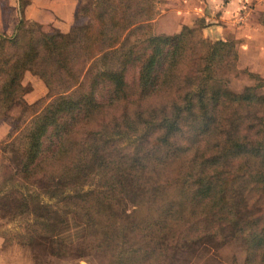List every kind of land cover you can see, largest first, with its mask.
<instances>
[{"label":"trees","instance_id":"1","mask_svg":"<svg viewBox=\"0 0 264 264\" xmlns=\"http://www.w3.org/2000/svg\"><path fill=\"white\" fill-rule=\"evenodd\" d=\"M157 1L87 0L74 16L88 21L60 32L26 23L29 0H15L0 34V123L20 108L0 139V219L19 223L2 245L163 264L177 245L239 238L243 263L264 264V81L247 72L252 85L227 89L233 41L202 37L201 20L153 33ZM24 71L45 89L28 104Z\"/></svg>","mask_w":264,"mask_h":264},{"label":"rangeland","instance_id":"2","mask_svg":"<svg viewBox=\"0 0 264 264\" xmlns=\"http://www.w3.org/2000/svg\"><path fill=\"white\" fill-rule=\"evenodd\" d=\"M2 1H5L7 4V9L3 10L2 17L0 16V33L9 35V32H12L13 22L18 20V14L16 10L14 11V17L11 16V6L9 4H14L15 0H0V7ZM167 6L174 11V9L179 10V7L176 2L180 0H169ZM256 0H246L241 5L238 4L236 7H228L225 4H222V10L224 13L221 14V10L218 9L213 10V12L209 11L210 22H208V26L217 25L220 26L219 33L211 32L209 37L202 36L208 38L210 40L227 38L231 39L238 47V43L241 42L239 39H235L236 36H241V33L238 31L242 28V25L247 23H253L254 19L249 14L248 9L253 8V3ZM16 4V3H15ZM29 4V3H28ZM27 4V5H28ZM247 4V6H246ZM26 5V6H27ZM87 5V0H77L74 10H77L79 7H83ZM25 6V7H26ZM24 7V9H25ZM68 3L61 2L60 9L54 12H50L48 14H43V16H37L38 22L33 20H29L26 18L24 13V9L22 11V17L24 21L38 23L42 30L50 31V30H58L60 32L66 31V27L68 25L84 23L88 21L86 17H75L74 10H71V15H66ZM155 14L151 20V30L155 34H163L160 33L162 21L163 19L170 18L171 28H166L165 34L170 35L180 28L183 25V14L176 11L172 14L167 13V8L162 6L161 0H158L155 5ZM162 9L166 11H162ZM180 11L183 12V1L181 2ZM1 13V12H0ZM45 13V12H44ZM244 13L247 15V19L244 17ZM248 13V14H247ZM254 13V12H252ZM221 15L223 18H221ZM216 16V18H214ZM220 17L221 19H217ZM214 18V19H213ZM213 20V21H212ZM197 22L194 19L193 24L195 25ZM223 23V24H222ZM243 23V24H242ZM9 27V28H8ZM212 29V28H211ZM164 31V30H163ZM6 32V33H5ZM240 34V35H239ZM214 37V38H213ZM260 62L263 59H259ZM264 71V70H263ZM247 72L253 73L249 71L246 66H238L234 64V70L232 72L227 73L226 75V88L233 91L238 92L242 89V87L246 85H252L255 82V79L251 78ZM260 77L257 73H253ZM21 85L26 87L28 90L23 94V101L28 104L35 101L37 98L42 97L45 94V89L41 83V81L35 76L31 75L28 71H24L23 76L20 80ZM257 93L264 94V86L256 89ZM19 106L14 105L8 111V117L1 122L0 124V139L10 131L13 126V121L15 116L19 111ZM120 207L124 210H129L131 208V203L128 199H124L120 201ZM19 221H8L7 219H0V233L4 231L14 230L18 228ZM82 233V228L77 219L70 218L67 221L64 230L61 231V235L66 238L67 241L72 242L75 241ZM1 238V236H0ZM35 241L31 245H18V244H9L2 245L0 243V264H107L108 258L105 254L97 252L92 249H86L79 255H75L72 252L68 253L65 256H55L51 255L48 251V247L45 242ZM244 244L239 238H231L222 244H217L211 240H201L198 241L189 247L183 245L175 246L170 248L167 253V258L163 264H244Z\"/></svg>","mask_w":264,"mask_h":264},{"label":"crops","instance_id":"3","mask_svg":"<svg viewBox=\"0 0 264 264\" xmlns=\"http://www.w3.org/2000/svg\"><path fill=\"white\" fill-rule=\"evenodd\" d=\"M76 1L77 0H29V4L25 7L24 13L27 14L26 18H28L29 20L38 22L37 16L39 18V16H43V14L54 12L55 9L59 10L60 3L67 2L68 11H66L65 14L70 16L71 15L70 12L71 10L72 11L74 10ZM182 1H183V12L180 11ZM245 1L246 0H180L176 2V4L180 6L179 10L174 9V11L169 8L170 6H167L168 3H172L171 1L169 2V0H161V3L163 7L167 8V11L162 9L163 12L166 11L167 13L172 14L176 10L179 11V13L183 14V25L185 26L188 27L193 26L191 24H193L194 19L196 20V22L197 20H201L203 24V27H201L200 29L201 36L209 37L211 32L214 31L216 33H219L220 31V26H218V24L208 26L207 23L211 21L210 17L212 16L210 15L209 11L213 12V10L218 9L217 7L221 3V5L219 6V10L222 11L221 12L222 14L224 13L223 10L221 9L222 4L223 5L225 4V6L233 8L238 6V4L241 5V3H244ZM9 5L12 8L11 16L13 15L14 17L16 4L14 3L12 5L11 4ZM263 9H264V0H256V2L253 3V8L248 9V12L250 11L249 14L253 17L254 22L252 24L250 22L248 24L247 23L245 24V22H243L244 25H242V28H240V30L238 31L239 33H241V36L235 35L234 37L235 39L241 40V42L238 43V47L235 44L237 67L241 65L246 66L249 69V71L253 73H257L262 78H264V71H263L264 70V25L258 23L257 19L259 13ZM75 11L76 10H74V12ZM244 17L245 19H247V15L245 13H244ZM214 18H216V16H214ZM221 18H223L222 15ZM221 18L220 17L218 18L217 16V19H221ZM169 19L170 18L161 20L162 30L160 31V33L163 32V34H165L167 33L166 28L172 27ZM16 22H13L12 25H15ZM68 27H66L65 29L67 30ZM10 34L11 32H9V35ZM259 59H263V61L260 62ZM0 243L2 244L1 238H0Z\"/></svg>","mask_w":264,"mask_h":264}]
</instances>
